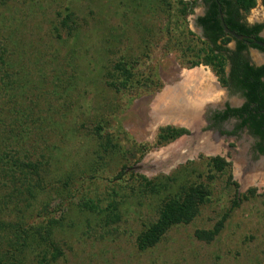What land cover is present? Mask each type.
<instances>
[{"label":"rangeland","instance_id":"374dc122","mask_svg":"<svg viewBox=\"0 0 264 264\" xmlns=\"http://www.w3.org/2000/svg\"><path fill=\"white\" fill-rule=\"evenodd\" d=\"M192 1L183 15L178 0H0V27L22 34L15 47L29 76L22 87L25 128L35 127L27 138L31 158L39 153L31 144L50 150L43 180H28L44 191L30 199L24 220H63L53 232L63 255L46 264H264V186L250 170L248 137L220 138L201 125L207 105L225 96L192 24L201 0ZM244 17L250 23L264 17L259 0ZM196 68L217 87L197 122L155 120L157 96ZM166 127L185 133L168 140ZM206 140L220 142V151L194 146ZM213 157L227 165L218 170ZM237 157L245 161L241 172ZM198 184L208 195L192 221L139 250L137 237L157 221L168 197ZM220 221L210 242L195 238L196 230ZM33 254L26 264H39Z\"/></svg>","mask_w":264,"mask_h":264},{"label":"trees","instance_id":"16d2710c","mask_svg":"<svg viewBox=\"0 0 264 264\" xmlns=\"http://www.w3.org/2000/svg\"><path fill=\"white\" fill-rule=\"evenodd\" d=\"M178 1L182 6L183 15L192 12L194 1ZM202 1L206 6L205 11L202 16L196 18V23L203 30L205 39L202 42L208 45L204 62L216 64L218 74L221 75L219 78L221 85L232 84L234 89L242 92L246 102L233 112L238 115L240 121L238 128L247 127L251 134L257 136L259 138L257 147L264 152V65L254 67L249 64L244 54L247 45L244 40H235L224 32L217 6L219 3L224 24L230 30L243 35H256L261 26L248 27L244 22V13L255 6L256 0ZM1 27L0 192H4L0 194V264H26L30 252L34 253L33 256L40 257L39 264H46L63 255L60 246L53 238L54 230L62 226L63 220L50 219L44 224L28 225L24 215L33 204L30 199H34L39 190L44 191L41 186L28 184V180L32 176L40 181L43 180L41 172L47 173L50 150L45 143V151L42 147L36 148V145L30 143L33 150L39 152L36 160L31 158L34 154L29 150L27 138L35 127L25 128L23 117L26 115L23 113L27 105L23 96L26 94L22 87L27 84L24 79H28L29 76L26 73V66L23 65V55L18 53L23 50L16 51L15 47L16 43L22 41V34L16 26L7 24ZM188 34L193 33L188 31ZM231 41L235 42L234 49L227 47ZM53 58H57L55 54ZM15 60L22 64L17 65ZM227 65L228 77L224 70ZM27 117H31L30 122L36 119L31 114ZM163 132L168 135L165 137L171 140L185 133V130L166 127ZM210 161L218 170L227 165V162L220 157H213ZM145 181L150 184V181ZM58 182L66 185L64 180ZM22 184H26L25 187H22ZM207 195L208 190L202 184L189 186L186 191L182 190L170 195L161 206L157 221L137 237V248L141 251L153 248L169 229L191 222L198 213L199 206L207 199ZM43 207L47 208V203ZM222 223V221L218 222L210 230H196L195 238L210 242L219 234ZM48 254L50 259L46 257Z\"/></svg>","mask_w":264,"mask_h":264},{"label":"flooded vegetation","instance_id":"af4514ba","mask_svg":"<svg viewBox=\"0 0 264 264\" xmlns=\"http://www.w3.org/2000/svg\"><path fill=\"white\" fill-rule=\"evenodd\" d=\"M260 6H262V9L264 11V0H259ZM201 4L203 6V12L205 11V5L203 4V1L201 0ZM244 22L247 24L248 27H257L261 26L259 31L256 33V35H245L251 38H254L258 41L264 42V17L259 18L255 22H248L246 18H244ZM196 23V19H195ZM197 25V23H196ZM201 29V37L205 39L203 36V30L202 27L198 26ZM243 35V34H241ZM236 40V39H235ZM245 44L247 45L244 54L247 57L249 64L254 67H260L264 65V48L254 44L251 40H244ZM233 45L232 47H227L229 49H234L235 48V42L232 41ZM254 52L256 54L255 59L252 58L251 53ZM228 65L226 69V76L228 77ZM221 85V84H220ZM220 89L224 90V96L225 98L223 100H220L217 103L213 104H208L207 105V110H205L204 114H201L200 119H201V125L206 127V130L210 132L209 134H212L213 131L217 135V137H222V138H238L241 136V133H244V136H247L248 138V144L247 147L249 148V161L248 163H251V160L253 159V165L250 166V170L255 169V167H263L264 166V152H261L257 145L259 143V138L253 134L250 133L247 127H242L241 129L238 128L239 126V118L237 114H234L233 112L235 110L240 109L244 103L246 102L245 97L243 96L241 91H238L233 88L232 84H228L226 86L221 85ZM215 88L216 84H214ZM175 87V86H174ZM203 108L200 110L202 111ZM199 113V112H198ZM198 119V114L197 118ZM197 122V121H194ZM186 128V127H182ZM187 129V128H186ZM189 137H192L193 134L191 133V130L188 131ZM202 134V131L200 132ZM217 143L220 142H212L210 140H206L202 143H194V146L196 148L200 147H205L207 149L209 145H216ZM264 145V142H263ZM192 149V148H190ZM239 161L244 165V159L242 157H237L235 160V163H238ZM258 164V165H257ZM253 167V168H252ZM243 170V166L238 169V172Z\"/></svg>","mask_w":264,"mask_h":264},{"label":"bare ground","instance_id":"6f19581e","mask_svg":"<svg viewBox=\"0 0 264 264\" xmlns=\"http://www.w3.org/2000/svg\"><path fill=\"white\" fill-rule=\"evenodd\" d=\"M215 91L216 88L212 76L208 72L200 68L184 71L181 82L175 87H168L153 102V109L155 108L154 119L159 118L158 120H171L185 124L194 123L198 112L204 107L206 100L213 96ZM163 112L166 114L167 119H163L164 115H161ZM219 145L220 143L215 146L213 144L210 145L207 148V152L218 153L220 151ZM178 148H180V145L170 148V151L175 152ZM241 162L239 161L238 169L242 166ZM251 172L254 177L256 175L255 178H258L261 181V185L264 186V166L255 167Z\"/></svg>","mask_w":264,"mask_h":264},{"label":"water","instance_id":"95a60500","mask_svg":"<svg viewBox=\"0 0 264 264\" xmlns=\"http://www.w3.org/2000/svg\"><path fill=\"white\" fill-rule=\"evenodd\" d=\"M217 6H218V12H219V19H220V21H221V24H222L223 30H224V32H225L227 35L231 36L232 38H234V39H236V40H251L254 44H256V45H258V46L264 48V42H262V41H258V40L254 39V38H251V37H248V36H245V35L238 34V33L234 32V31L230 30V29L224 24L223 16H222V13H221V10H220V5H219V3H217ZM192 24H193V27H196V26H197L195 22H193ZM198 29H199V32H200V34H201V29H200V28H198Z\"/></svg>","mask_w":264,"mask_h":264},{"label":"crops","instance_id":"0c3cea01","mask_svg":"<svg viewBox=\"0 0 264 264\" xmlns=\"http://www.w3.org/2000/svg\"><path fill=\"white\" fill-rule=\"evenodd\" d=\"M204 14V12L203 11H199V13H198V15L195 17V19L197 18V17H199V16H202ZM199 28V27H198Z\"/></svg>","mask_w":264,"mask_h":264}]
</instances>
